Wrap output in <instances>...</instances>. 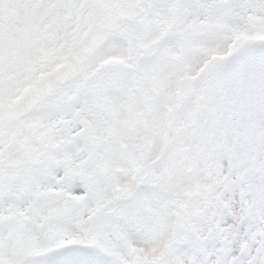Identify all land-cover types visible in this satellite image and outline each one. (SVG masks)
<instances>
[{
    "label": "snow or ice",
    "instance_id": "snow-or-ice-1",
    "mask_svg": "<svg viewBox=\"0 0 264 264\" xmlns=\"http://www.w3.org/2000/svg\"><path fill=\"white\" fill-rule=\"evenodd\" d=\"M0 264H264V0H0Z\"/></svg>",
    "mask_w": 264,
    "mask_h": 264
}]
</instances>
